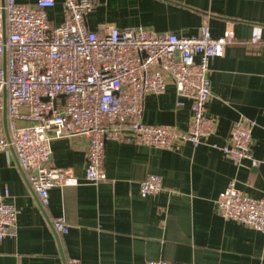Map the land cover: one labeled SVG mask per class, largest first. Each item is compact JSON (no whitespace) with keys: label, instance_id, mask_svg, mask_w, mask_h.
I'll return each mask as SVG.
<instances>
[{"label":"crops","instance_id":"crops-1","mask_svg":"<svg viewBox=\"0 0 264 264\" xmlns=\"http://www.w3.org/2000/svg\"><path fill=\"white\" fill-rule=\"evenodd\" d=\"M56 1L47 17L59 26L65 21V0ZM91 1L87 25L93 32L144 27L195 37L208 24L215 38L234 34L237 43L211 62L213 94L206 114L216 120V133L197 147L185 143L175 150L110 140L107 178L98 185L85 181L86 139L54 140L51 166L71 169L80 183L51 189L47 209L26 182L14 152L0 154V202L19 211L16 236L0 241V264H68L70 259L78 264H264V234L225 220L217 206L232 182L245 196L264 198V0ZM256 33L260 43L252 44ZM178 100L172 83L164 94L147 96L143 122L187 130L191 101L179 107ZM239 121L254 123L256 168L249 160L237 164L221 151ZM149 175L162 178L163 191L143 197L140 183ZM59 217L70 227L63 237L52 227Z\"/></svg>","mask_w":264,"mask_h":264},{"label":"built area","instance_id":"built-area-1","mask_svg":"<svg viewBox=\"0 0 264 264\" xmlns=\"http://www.w3.org/2000/svg\"><path fill=\"white\" fill-rule=\"evenodd\" d=\"M56 5V0H37L33 6L17 0L0 4V154L14 152L43 209L49 207L51 189L80 183L71 169L51 166L54 140L86 139L85 181L98 185L107 178L110 140L175 150L185 143L197 147L215 135L216 120L206 114L213 94L211 62L237 43L233 33L215 38L208 24L195 37L144 27L93 32L87 25L94 9L91 0H65V21L55 26L47 10ZM260 40L256 33L251 43ZM171 83L179 107L191 101L187 130L143 122L147 96L164 94ZM253 128L251 121L235 123L221 151L237 164L249 160L256 168L260 161L251 154ZM162 191L158 175L140 183L143 197ZM217 206L225 220L264 234V198L247 197L232 182L220 193ZM18 216L14 205L0 202V241L16 236ZM52 227L61 237L70 231L60 217L52 219Z\"/></svg>","mask_w":264,"mask_h":264}]
</instances>
